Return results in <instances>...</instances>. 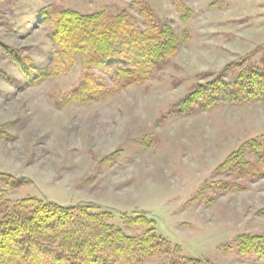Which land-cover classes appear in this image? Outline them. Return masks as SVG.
Here are the masks:
<instances>
[{
    "label": "rangeland",
    "instance_id": "374dc122",
    "mask_svg": "<svg viewBox=\"0 0 264 264\" xmlns=\"http://www.w3.org/2000/svg\"><path fill=\"white\" fill-rule=\"evenodd\" d=\"M65 10L123 27L112 54L147 79L124 86L85 43L60 53L49 33ZM162 26L176 49L149 65ZM251 73L264 76V0H0V172L23 181L4 197L105 212L129 236L152 220L171 249L143 264H264V173L232 160L256 162L264 99L186 100L197 86L230 97ZM243 236L258 237L247 252Z\"/></svg>",
    "mask_w": 264,
    "mask_h": 264
},
{
    "label": "trees",
    "instance_id": "16d2710c",
    "mask_svg": "<svg viewBox=\"0 0 264 264\" xmlns=\"http://www.w3.org/2000/svg\"><path fill=\"white\" fill-rule=\"evenodd\" d=\"M98 20L97 15L80 16L74 11L65 10L57 14L55 22L51 21L53 26L49 35L54 44H60V53L66 45L78 49L84 43L99 51L107 57L104 62L108 70L114 73L111 77H125V82H122L124 86L147 79L144 70L146 64L121 58L118 51L117 55L112 54L121 34L118 29H125L117 25L118 29L110 27L99 32ZM89 27L91 28L87 31ZM138 43L142 44L144 41ZM174 44L170 29L162 26L158 33H154L153 38L148 39L146 57L149 55V58L146 61L150 65L153 60L173 54L176 49ZM151 51L154 53L152 60ZM235 84L237 91L231 93L232 95L228 93L230 97L210 99L205 96V92H201L202 87L197 86L186 100L188 99L190 105L204 101L206 105L204 108H208L212 104L264 99L263 75L251 73L241 81L238 79ZM252 142L258 146H252L257 158L254 164L242 162V155L240 157L235 155L232 160H239L246 174L264 173V136ZM231 166L230 162H225L217 170L226 172ZM21 182L23 181L20 179L0 172V264H143L147 258L169 254L171 247L164 241L165 239H160L154 233L152 220L147 221L145 217L144 220H133L134 224L148 222L152 228L140 236H129L124 234L122 229L108 223L109 217L105 212H93L85 207H63L35 198H22L17 201L6 199L5 188L20 186ZM257 238L240 237L238 241L241 251H249L250 247L247 244L258 241ZM257 253L264 261V248L261 247ZM162 264L201 262L198 259L176 255Z\"/></svg>",
    "mask_w": 264,
    "mask_h": 264
}]
</instances>
